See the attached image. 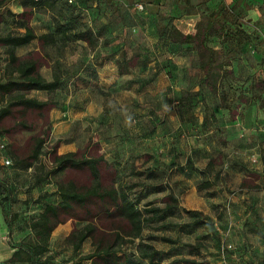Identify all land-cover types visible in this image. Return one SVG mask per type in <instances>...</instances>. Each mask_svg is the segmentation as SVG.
I'll list each match as a JSON object with an SVG mask.
<instances>
[{"label":"rangeland","instance_id":"rangeland-1","mask_svg":"<svg viewBox=\"0 0 264 264\" xmlns=\"http://www.w3.org/2000/svg\"><path fill=\"white\" fill-rule=\"evenodd\" d=\"M22 2L23 0H7L5 5H0V33H18L23 30L25 22L23 23L17 17V14L23 10ZM220 11L222 12L221 17H216ZM61 12L68 15L70 10L64 3L58 2L55 12L43 9L36 13L29 22L35 27L37 33L49 32L53 30V23L61 17L59 15ZM73 15L78 16L80 21L97 28L102 25L109 27L100 34L98 43L94 46L81 42L69 43L64 50L48 47L50 58L61 59L63 68H68L71 75H69L66 89L54 94L55 99L62 100L70 106L69 114H67L66 120H62L61 112L57 108L51 112L53 132L49 144L46 145V150L50 149L58 139L62 140L58 151L63 153L84 148L89 141L96 143L100 142V139L106 138L108 142L105 140L103 143L100 142V147L107 156L111 145L113 147L114 142L121 141V133L115 128L109 132L108 128L103 126L96 129L97 122L94 118L102 112L110 113L109 111H111L123 115L129 128L141 124L139 127L141 133L149 137L160 131L161 133L165 132L164 129L168 133L175 131L178 136L171 141L170 148L173 145L176 146L175 150H178L181 157L186 158V155L192 150L188 147L194 145L188 143L190 138L194 136L193 138L197 141L201 140V137H196L202 132L199 127L194 129L196 132L190 130L196 124H193L192 121L199 124L200 119L204 118L203 124L206 123V129L209 128L213 132L203 138L207 144L206 155L196 149V154L194 152L193 154L198 158V161L195 159L194 161L205 165L209 159H213L212 170L216 171L224 165L225 161H233V158L229 157L233 150L235 156L238 157L236 152L241 147L236 148L235 140L230 142L221 139L217 125V104L221 107L229 106L232 108L230 113L236 116L241 103H250L255 100L259 106L255 114L257 139L251 146V149L254 150L250 159L252 171L247 176L251 183L259 182L257 184H260L261 187L250 191L253 194L252 201L244 203L241 199L243 191L238 185V179L235 181L229 178L224 179L220 174L213 177V173L207 179V177L201 176V178L199 174L195 173L194 176L189 177L191 184L188 192L182 196L181 207L184 210H197L201 214L190 216L183 211L168 218L165 222L172 225L163 230V235L175 236L179 232L180 224L189 223L195 217L206 218L210 227L189 228V235L183 236V240L197 243L199 238H202L205 247H210L211 250L214 242L213 236L217 233L222 236L219 232L228 229L230 221L228 212L230 213L235 207L241 213L250 211L253 216L251 228L256 232L264 231V0H84L73 9ZM175 26L181 28L183 32H194L196 29L206 27L210 29L209 45L216 49L214 62L209 70L217 76L216 89L213 90L215 87L212 88L204 84L203 89L200 90L201 94L198 95L199 92L196 91L197 85L200 84V80L204 76L200 70L202 58L199 57L197 50V54L194 53L189 65L187 64L188 59H185L187 62L183 59L179 60L180 58H177L179 55L175 59H171L172 62L181 61L178 62L181 67L178 72L172 70L170 63H165L170 60L168 59L170 54L172 56L178 53L185 55L187 51L185 46L165 43L168 55H164L165 58H162L164 61L160 63V66L142 67L140 65L143 61H147L148 64L153 62L157 54L152 48L156 37L161 35L166 28L171 29ZM37 46V42H33L19 48L17 52L24 56L29 51L37 49ZM189 48L196 49V44L193 43ZM117 50L118 53L112 56V52ZM207 54L203 55L204 61H206ZM96 55L111 57L110 61L101 60L103 63L99 65V82L96 84L94 79L90 82L83 81V83L78 81L76 68L80 67V60L89 59L90 62L98 65L97 62L100 60L95 59ZM123 57L125 59L135 57L136 66L131 68V72L121 77L113 61L122 60ZM5 63L6 56L3 49L0 48V75ZM229 64L233 67L237 66L238 74L236 73V76L232 75L230 69L227 68ZM41 71L47 79H51L52 69L50 67L44 66ZM250 74L254 75L250 77ZM116 77L118 78L115 79ZM114 79L117 81H113ZM173 80L178 88H184L183 91L162 92L166 91L168 86L170 87V82ZM76 81L79 84H76ZM114 86H118L117 89ZM79 87L80 93L76 92V88ZM31 95L38 98L48 97L44 92H32ZM180 96H183V100L179 99ZM77 98L79 103H83L81 105L82 112L81 110L76 112ZM176 116L191 124L188 125V128L179 127ZM125 129H127L126 125H124ZM121 130L124 131L123 127ZM25 136L27 135L23 137ZM150 141L152 140L146 142ZM9 143L6 137L0 136V177L9 188L11 210V228L8 229L4 219L8 204L5 201L7 195L0 188V264H8L6 257L13 249L10 243L18 242L27 235L28 224L38 213V205L35 200L43 194L44 189L54 188V183L50 181H55L54 178H51L43 186L42 184L36 186L38 180L49 176V168L43 163L36 165L31 170H21L13 164L6 165L3 159H12ZM2 144L6 146L5 149L1 147ZM149 148L152 147L149 146ZM228 158L229 160H227ZM238 160L236 159V161ZM142 162L143 160L140 159L136 163L139 168H141ZM175 168L177 167L173 169ZM176 175L178 176V174ZM205 180H209L211 185L202 191H196L194 186ZM225 180L229 186L223 188L221 182H225ZM218 195L228 196L230 200L226 197L225 201L220 203L214 199ZM151 200L154 199L151 198ZM214 223L217 224L216 227ZM68 224V229L62 227L53 234L50 252L46 255L50 258L48 264H70L71 261L78 260L81 255L91 251L89 241L76 254L71 246L65 243V236L71 232L74 226L81 225L71 221ZM158 224L156 223L155 226ZM151 230L149 229L148 232L151 233L148 234L160 236L161 233L155 232V229ZM225 240L234 244L230 240ZM154 245L164 253L170 251L169 246L162 241L157 240ZM179 252L186 253L187 248L180 247ZM211 252H213V256L209 259H217L214 251ZM231 257L230 255L227 260ZM174 258L166 257L163 264H171ZM81 264L90 263L81 261Z\"/></svg>","mask_w":264,"mask_h":264},{"label":"trees","instance_id":"trees-1","mask_svg":"<svg viewBox=\"0 0 264 264\" xmlns=\"http://www.w3.org/2000/svg\"><path fill=\"white\" fill-rule=\"evenodd\" d=\"M83 1L70 5L62 0H23V10L17 14L25 22L23 30L18 33H0V48L6 56L0 75V136L6 137L10 142L11 165L21 170H31L43 163L49 168V176L38 180L36 186H43L51 178L55 179L50 181L54 183V189H44L43 194L35 200L38 213L29 222L27 235L18 242L10 243L14 251L7 263L48 264L50 258L46 255L50 252L54 231L71 221L81 225L73 227L65 236V243L76 254L89 241L91 251L70 264H81V261H89L90 264H163L166 257H175L171 264H213L209 259L213 252L210 247H205L204 239L199 238L197 243L183 240V236L189 235V228L210 227L208 219L195 217L189 223L180 224L175 236L163 235V230L172 225L165 222L168 218L183 211L190 216L200 213L182 209L178 194L164 181L169 176L168 170L180 168L178 166L181 164L174 158L164 162L156 157L151 165L144 166L153 159L152 155L137 154L133 144L134 148L127 156L122 151H115V155L109 158L101 151L100 142L91 141L84 148L59 153L62 143L60 139L46 150L53 132L51 112L56 108H63L65 104L64 101L55 99L54 94L66 89L71 75L68 68H63L61 59L50 58L48 47L64 50L69 43L81 42L94 46L98 43L100 34L109 27L102 25L97 28L74 16L73 9ZM6 2L7 0H0V5L3 6ZM58 2L64 3L70 13L66 15L61 12V17L53 23L52 31L37 33L29 22L30 19L43 9L55 12ZM221 15L220 11L216 17ZM161 36L181 46L195 43L199 57L202 58L200 67L204 71L200 90L204 84L215 87L217 76L209 70L214 62L215 50L208 44V27L183 32L175 26L166 28ZM33 42H37V49L24 56L18 54L19 48ZM117 53L118 50L113 51L112 56ZM205 53H208L206 61L203 60ZM99 57L96 55L95 59H111L108 56ZM135 59L123 57L122 60H114L113 64L117 66L120 75H125L136 66ZM79 65L76 75L84 73L86 77L78 76L77 79L87 82L89 78H97L95 63L83 59ZM140 65L146 67L148 62L143 61ZM44 66L52 69L51 79L43 75L41 69ZM200 90L198 95L202 93ZM32 92H44L48 97L38 98L31 95ZM179 99L183 100V96ZM24 135L27 136L23 137ZM142 158L143 164L139 168L136 162ZM187 163H193L189 157ZM212 168L213 159H209L201 173H207L208 176L213 173V177L221 174L218 169L214 171ZM247 182L242 181L241 187H261ZM210 185L209 180H205L197 189L202 191ZM0 188L7 195L4 219L10 229L9 188L1 177ZM156 223H159L158 226H155ZM214 226L216 227V223ZM148 228L155 229V232L161 233L160 236L148 234L151 233ZM213 239L211 248H216L214 253L217 259L225 261L237 252L234 244V250H227L222 254L221 247L228 241L223 240L218 233ZM157 240L167 244L170 251L164 253L158 249L154 245ZM183 246L187 248V252L181 254L179 248Z\"/></svg>","mask_w":264,"mask_h":264},{"label":"crops","instance_id":"crops-1","mask_svg":"<svg viewBox=\"0 0 264 264\" xmlns=\"http://www.w3.org/2000/svg\"><path fill=\"white\" fill-rule=\"evenodd\" d=\"M169 42L172 44H176L177 46L179 45L178 43H174L171 40H169L165 37H162L161 35H158L156 37L152 48L154 51H156L157 54L154 57L153 62H150V64H148L149 67L151 65L160 66V63H162L164 61L163 60L165 58L164 55H166V54L168 55V53L166 51L167 47L164 45H165V43L168 44ZM208 44H209V42H208ZM184 46L186 47L185 49L187 50L185 55H181L180 53H178L175 56H172V54H170V55H168V59H170V60L168 62H165V63H170V65H172V70H174L176 72H178L180 70L179 68H181L180 63L178 64V62H181V61L172 62L171 59H175V57L177 55H179L177 58H180L179 60L183 59L184 61H186L188 59L187 64L189 65V63L192 61V59L194 57L193 56L194 53L197 54L196 49L191 50L189 48L192 46V44H186ZM213 49L215 50L216 48H213ZM159 55H162V56H159ZM99 60L100 61L97 62L98 65H96V68H97V78L95 79L96 84L99 82V75H98L99 65L103 63V62H101V60L110 61V59H107V58L106 59H99ZM227 68L230 69V73H232V75L236 76V73L238 71L237 66L233 67L231 64H229L227 66ZM188 70L189 69L187 68V71ZM200 70L202 73H204V71L201 68H200ZM129 71L131 72V69ZM252 75H254V74H250V77H252ZM78 76L86 77L84 75V73H80V74L76 75V79L78 78ZM120 76L122 77L124 75H120ZM117 78L118 77H116L115 79H117ZM203 78H204V76H202L201 80ZM115 79L113 81H117ZM119 79H121V78H119ZM91 80H93V79L89 78V82ZM78 81L83 83V80H81V79H78ZM78 81H76V84L78 83ZM175 83H176L175 80H173V82H170V87L168 86L167 87L168 89H166V91H162V92H167V91H174L175 93L182 92L184 88H182V87L178 88V86H176ZM249 83L251 84V81H249ZM109 85H111V84H109ZM117 87L118 86H114L115 89H117ZM198 90H200V84L197 85L196 91H198ZM76 92H78V93L81 92L80 87L76 88ZM78 97H79V95H78ZM82 104L83 103H79V100L77 98V100H76V112H80V110H81V112L83 111V107H81ZM216 107H218L217 111H216V115L218 118L217 125H218V130L220 131V134H221L220 135L221 139H224L225 141H230V142H234V140H235L237 142V147H236L237 149L239 148V146H241L239 148V151L236 152V155L238 154V157L235 156V154H234L235 152L233 150V152L229 154V157H232L233 161L232 162L225 161L224 165H222L218 169V171H220V173H221L220 176L223 177L224 179L229 178V179H234V181L238 179V185H239V187H241V183L244 180L248 181L247 183H250V181L248 180L249 177L247 175H249L250 172L252 171L250 159L253 156L252 151H254V150L251 149V146H253V144H254L253 141H256V139H257V134L255 133V114H256V110H258L259 106L255 100H252L250 103H246V102L241 103V106L238 107V114L236 116H234V115H232V113H230V109H232V108H229V106H224V107L222 106L221 107V105L217 104ZM69 109H70V106L66 103L64 104L63 108L58 109L59 112H61V119L62 120H66L67 114H69V111H70ZM109 112L110 113H106V112L103 113L102 112V114L100 113L99 115H97L94 118L95 121L97 122L96 127H95L96 129H97V127L103 126V127L108 128L109 132H111L115 128L118 132L121 133V137H122L121 141L119 140L116 143L114 142V146L112 147V145H111V149L107 153V156L109 158H111L115 155V151H120V152L122 151L125 153V156H127L128 154L131 153V151H132L131 149L134 148L133 145L136 146L135 152L137 154H139V153L147 154L148 153V154L152 155L153 159L149 163L144 164V166L151 165L156 157H159L164 162H169V160L174 158L175 161H177L178 163L181 164L180 166H178L180 168L168 170L167 173L169 174L170 179H168L169 178V176H168L167 179H165L164 181L167 182L169 184V186L175 190L176 194H178L181 204H182V201H181L182 196L185 193H187L189 190L188 188L191 184L189 177H191V175L194 176L195 173L199 174L198 172H200V174H199L200 177L205 176V178L207 177V179H209L207 173H205V174L201 173L206 168L207 164L203 165L202 163H199V162L195 163V161H194V159L195 160L198 159L197 157L194 156V154H196V149H198L199 151L203 152L204 155H206L207 144L203 140V138L207 137V135H209L213 132V131H210L209 128L206 129V123L203 124L204 118L200 119L199 124L195 121H192L193 124L194 123H196V124H194V126H193L194 128L192 127L190 130H192V132H196V131H194V129H196V128L198 129V127H199V129H201L202 132L199 136H196V137H198V138L201 137V140L197 141L195 138H193L194 136H192L190 138V141H188V143L189 144L192 143L194 145L193 146L190 145L188 147L189 149H192V150L189 152L188 155H186V158H184V157L180 156L178 150H175L176 146L173 145L170 148V146L172 144L171 141L178 136V133H176L175 131L174 132L176 134L174 132L168 133V132H166L167 130L164 129L163 131H165V132L161 133V131H160L156 134H152L149 137V136H146V134L141 133V130L139 129V127L141 125L140 123H139L140 125H138V126H133V127L129 128V126L125 122L123 115H121L119 113H115V112L112 113L111 111H109ZM176 122L178 123L179 127H187L188 128V125L191 124V123H188L187 120L180 119V117H178V116H176ZM124 125H126V128H127L125 130H124ZM121 127H123V130H124L123 132L121 130ZM195 135H196V133H195ZM104 140H105V142H108V140H106V138L100 139V142L103 143ZM148 140H152V141L146 142ZM134 141H135V143H133ZM106 146H108V144H106ZM149 146H151L152 148H149ZM232 148L234 149V147H232ZM67 152H69V151H67ZM193 152H194V154H193ZM63 153H66V152H63ZM151 155H150V157H151ZM188 157L192 160V162H193L192 164L187 163ZM236 159H239V160L236 161ZM142 160H144V159L142 158ZM227 160H229V158ZM137 162H138V160H137ZM141 164H143V162ZM161 170L162 169H160V171ZM176 174H178V176ZM257 183H259V182H257ZM257 183L254 182L252 184L260 185ZM227 185L229 186V183H227L226 180H225V182H221V186L223 188L226 187ZM197 186L198 185L194 186L196 191L198 190ZM53 189L54 188H51L50 191H52ZM252 189H254V188H252V187L242 188L241 187V190L243 191L241 199L244 201V203L252 201V199H253L252 195L253 194H252V192H250ZM226 197H228V196L224 197L223 195H218V197H216L214 199H216L220 203H223L225 201ZM228 199L230 200V197H228ZM232 201H235V200H232ZM186 210H188V209H186ZM228 216L230 217L228 229H224V230L220 231V233L222 234V237L224 239L230 240L235 244V246L237 248V252L235 253L234 256H232L227 261L213 258V259H211L212 263L213 264H264V231L256 232L251 228L252 227L251 222L253 220L252 219L253 216L251 215V212L249 211L247 213H241L239 210H237V207H235L234 210L230 211V213L228 212ZM68 223L59 226L54 231V233L62 227H66L68 229V227H69V226L67 227V225H69ZM52 237H53V235H52ZM13 251L14 250L11 249V251H10L9 255L6 257V259H9L11 257ZM210 251L216 252V248H212Z\"/></svg>","mask_w":264,"mask_h":264},{"label":"built area","instance_id":"built-area-1","mask_svg":"<svg viewBox=\"0 0 264 264\" xmlns=\"http://www.w3.org/2000/svg\"><path fill=\"white\" fill-rule=\"evenodd\" d=\"M62 1L66 2L67 4L73 5L78 3L79 0H62ZM1 147L4 148V145L2 144ZM4 163L6 165H10L11 161L9 159H4ZM227 250H234V244L231 243L223 244L221 247V253L224 254V252H226Z\"/></svg>","mask_w":264,"mask_h":264}]
</instances>
